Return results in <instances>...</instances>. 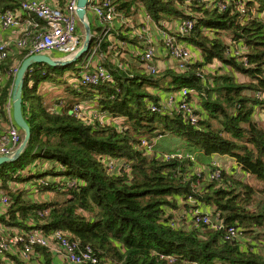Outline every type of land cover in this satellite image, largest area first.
<instances>
[{"label": "trees", "instance_id": "16d2710c", "mask_svg": "<svg viewBox=\"0 0 264 264\" xmlns=\"http://www.w3.org/2000/svg\"><path fill=\"white\" fill-rule=\"evenodd\" d=\"M113 1L133 23L141 10L157 24L194 21L185 37L177 27L165 30L202 61L149 75L140 61L146 47L138 36L127 34L129 27L113 30L112 38L100 43L90 67L93 72L102 65L114 83H81L79 68L97 46L94 39L70 66L33 65L23 97L31 140L20 160L0 166V189L10 199L6 211H0V236L9 230L12 237L38 233L50 238L61 231L78 252L91 248L97 264H264V131L254 119L257 110L264 111V0H236L247 6L244 16L233 2L220 13L201 0ZM21 2L0 0V15L17 12ZM51 2L60 9L67 4ZM24 37L19 34L13 41ZM235 42L247 48L248 66L227 56ZM29 56L13 46L0 61V136L16 126L9 102L15 75ZM215 61L236 75L215 74L209 80L204 70ZM47 83L56 84L54 89L67 84L69 96L46 103L39 94ZM183 89L199 118L193 125L181 112L163 113L167 96ZM86 104L104 114L101 121L92 124L74 115L77 106ZM107 115L124 125L107 122ZM163 138H169V147L152 156L142 147L143 141L152 145ZM217 155L231 156L261 187L221 170L220 178L211 179L210 162ZM36 191L50 200H35ZM208 208L225 224L222 230L196 226L190 215L176 217L197 209L210 214ZM232 228L236 236L227 239ZM23 249L17 245L0 264H26L36 253L51 264L54 251L63 256V264H76L65 260L56 243L35 246L28 261Z\"/></svg>", "mask_w": 264, "mask_h": 264}, {"label": "built area", "instance_id": "2783aa9c", "mask_svg": "<svg viewBox=\"0 0 264 264\" xmlns=\"http://www.w3.org/2000/svg\"><path fill=\"white\" fill-rule=\"evenodd\" d=\"M172 1V0H171ZM77 2L78 0H67V4L63 9L52 5L51 0H22L19 10L13 12L11 10L0 15V29L8 32L10 30H16L24 34V39L13 43H1L0 44V61L7 59L10 56L11 47H16L21 50L29 51L30 55L43 54L58 55L60 60L70 59L75 56L81 49L84 35L79 29V19L77 14ZM206 7L218 10L220 13H224L227 10V5L233 2L236 12L241 16L248 13L245 3L236 0H201ZM88 14L92 13L97 21L99 32L92 31L93 39L98 42L94 47L93 52H90L83 60L81 67L82 85L87 84L89 86H100L104 82H113V78L109 72L102 65L96 66L95 70L90 71V67L94 62V55L100 49V43L104 39H111L113 30L132 28L133 23L131 20L126 19L124 15L119 13L117 5L113 0H89L87 6ZM143 15V16H142ZM140 19H144L143 25H139L134 32H128L131 38L138 36L144 40L146 52L141 56V63L145 67L147 74L155 76L158 73V66L155 63L157 56V47L161 46L167 57L177 62L178 68L181 70L191 65L196 60L193 57L195 55L190 48L177 40V36H172L165 30L166 26H157L156 33L153 36L148 34V24L153 22L149 15L144 10L140 11ZM125 25H128L127 27ZM194 21H185L177 25L178 35L182 37L188 36L195 28ZM147 34V37L142 38ZM93 41V40H92ZM158 42L157 44H155ZM248 53L247 48H244L241 43H234L227 51V56L237 58L245 66L247 64L246 55ZM198 58V55H196ZM114 83V82H113ZM189 92L186 89L180 90L179 93L167 96L166 103L164 105L163 113H167L172 116L174 112H181L187 119H190L191 124H196L199 120L197 116L192 113L193 105L188 101ZM260 97V94L258 95ZM195 105V104H194ZM156 111V108H152ZM74 115L79 118L84 116L82 108L77 106ZM21 131L17 126H13L11 130L6 134L0 136V156L11 155L22 143ZM150 144L143 141L142 147L147 149L149 156L154 155ZM181 157V156H179ZM194 161V158H192ZM212 176L211 179L220 178L221 171L218 170L214 161L211 162ZM192 202V200H189ZM10 204L9 196L0 189V211ZM203 213L200 209L194 212L183 213V216L190 215L193 217V223L196 226L207 225L212 229L222 230L225 224L215 215L214 212ZM228 238L236 236L234 228L228 230ZM52 243H56L59 246V250L63 248L66 255L65 260L76 263H91L97 264V259L93 256L91 248H87L85 252H78L77 247L68 243L66 235L61 231H55L50 238L44 235L33 233L29 237L21 235H15L12 237L0 236V262L4 256L13 253L17 245H23L24 249L22 257L24 261L30 260L31 255L35 249V246L51 247Z\"/></svg>", "mask_w": 264, "mask_h": 264}, {"label": "rangeland", "instance_id": "374dc122", "mask_svg": "<svg viewBox=\"0 0 264 264\" xmlns=\"http://www.w3.org/2000/svg\"><path fill=\"white\" fill-rule=\"evenodd\" d=\"M143 21H144V19H140L139 16L136 17L135 23H133V21H131L134 24L133 25V30L131 32H134L135 29H137V28L139 30V28H140L139 25H143V23H142ZM89 23H90V21H89ZM154 24H156L158 27L159 26H166L167 28L168 27L177 26V24H175L173 26L174 23H170L169 24L167 22L162 21L161 24H157L155 21H153V22L148 24V27L150 28V30L148 29V34L150 36H153L156 33V27H154ZM125 26L127 27L128 25H125ZM79 29H81V33L83 35H85V29H83V26L81 24H79ZM168 31H170V30L168 29ZM144 37H147V34L145 36H143L142 38H144ZM13 42H15V41L8 40V41L3 42V43H13ZM142 43H144V40L142 41ZM157 43L158 42H156L155 44H157ZM193 52H192V55H193ZM194 53H196V52H194ZM161 54L164 55V56H167V54L164 52L162 47L159 46V47H157V56L155 58V63L157 64V66H158L157 61H159V57L161 56ZM125 57L128 58V56H125ZM193 57L197 58L196 54L193 55ZM198 58H199L198 60L201 62L202 61V57L201 58L198 57ZM55 59H57V58H55ZM68 73H70L69 70L67 71V74ZM75 73L77 74L78 72H74V75H75ZM204 74H205V76H209V78H210L209 80H212L210 75L213 76L215 74L236 75L234 73V71H232L229 67L228 68H224L222 63H220L219 61H215V63L209 64V66L206 67V70H204ZM237 78L240 81H246L245 79L242 78V76H240L238 74H237ZM67 83H69V85H71L70 80H68V79H67ZM212 83H213V81H212ZM53 85H56V84H53ZM53 85L50 84V83H47L46 87L44 85H42L43 87H41L39 95H42V97H43V99H44V101L46 103H50L51 102L50 104H52V103H55V101H58V100H63V99L65 100L69 96V93L65 90V85H67V84L59 85V86L57 85L58 87L56 89H54L55 87H53ZM210 85H211V83H210ZM175 91H176V93H179L177 90H175ZM88 104L84 105V108L82 109V112H83L84 116L81 119L85 120L86 122L92 123V124H94L97 120L101 121V117L104 114L101 115V113L92 112V108ZM254 115H255V117H254L255 121L258 122L259 126L264 131V111L257 110ZM104 118L109 123H116L118 125H120V122H121V124L124 123V121L122 119L115 120L114 118H112V117H110L108 115L106 117H103V119ZM122 125H124V124H122ZM21 135H22V132H21ZM168 141H169V138H163V139L154 140L153 144L151 145L152 152L155 153V152H160L163 149H167L169 147ZM176 141L178 142L179 139H176ZM156 147H159V148L155 149ZM194 158H195V156H194ZM212 161H214L216 167H218V170L226 171L229 174L233 173V175L236 178L240 179L242 182H244L246 184H251L253 187H256V188H260L261 187L262 184L260 182H258L255 179V177H252V176H249V175L247 176L240 169L237 168L236 162L234 161V159L231 158V156L229 157V156L217 155V156L213 157ZM17 186H18V188H22V186H24V185L23 184H17ZM40 193H42V192H39V193H37V191L33 192L34 198L38 199L39 202H41L42 201L41 200L42 197L45 196V195L44 196L42 195L43 193L42 194H40ZM26 196H27V193L25 192L24 197L26 198ZM9 206H10V204L8 206L4 207L2 210L6 211V208H8ZM2 210H1V212H2ZM181 216H182V214L181 213L179 214V212H177L176 217L178 218V217H181ZM1 236H8V234L7 235L6 234H2Z\"/></svg>", "mask_w": 264, "mask_h": 264}, {"label": "water", "instance_id": "95a60500", "mask_svg": "<svg viewBox=\"0 0 264 264\" xmlns=\"http://www.w3.org/2000/svg\"><path fill=\"white\" fill-rule=\"evenodd\" d=\"M89 4V0H78L77 2V14L79 19V24L83 26L85 29V35L82 43V49L72 58L65 60H57L52 58L49 55L43 54H35L30 55L20 66V69L17 71L15 75V79L13 82V90L11 93L10 103L12 105V121L16 124V126L22 132V143L20 146L13 151L11 155L0 156V166L5 164H13L20 160L22 155L25 153L29 142L31 140L32 127L29 125L27 120L24 117V89H25V81L26 77L29 73V70L33 67V65H48L53 68H65L76 63L80 60L84 54H86L90 48L93 40L92 28L88 21V10L87 6Z\"/></svg>", "mask_w": 264, "mask_h": 264}, {"label": "crops", "instance_id": "0c3cea01", "mask_svg": "<svg viewBox=\"0 0 264 264\" xmlns=\"http://www.w3.org/2000/svg\"><path fill=\"white\" fill-rule=\"evenodd\" d=\"M88 20L90 21V25L94 28V30L99 29L98 25H97V21L94 18V16L92 15V13L88 14ZM173 26H174V24H173ZM175 27H177V26L168 27V29L172 30V28L174 29ZM19 34H21V32L16 31V30H10L8 32L0 30V40L8 41V40L17 39ZM166 57L167 56H164L162 54L159 57V61H157L159 70H164V69H167V68L169 69V67L171 68L172 66L176 65V63L174 61H172L170 58H168V57L166 58ZM52 58H54V59L57 58L58 59L59 56L58 55H52ZM9 111L11 112V116H12V105H11V103L9 104ZM33 195L34 194H32V196ZM50 197L51 196L49 194H46L44 197H42L41 200L46 202V201L50 200ZM35 200H38V199H35ZM6 235H7V231H6ZM15 252L16 251H13L14 254H15ZM4 261H5L4 262L5 264H12L10 261H6V260H4ZM44 262H45L44 257L41 254L36 253V254L33 255V258L31 259V261L30 262L29 261L26 262V264H44ZM63 263H64L63 256L59 255L57 252L54 251V254H52V258H51V264H63ZM13 264H16V263H13Z\"/></svg>", "mask_w": 264, "mask_h": 264}, {"label": "bare ground", "instance_id": "6f19581e", "mask_svg": "<svg viewBox=\"0 0 264 264\" xmlns=\"http://www.w3.org/2000/svg\"><path fill=\"white\" fill-rule=\"evenodd\" d=\"M57 60H60V59H57Z\"/></svg>", "mask_w": 264, "mask_h": 264}]
</instances>
